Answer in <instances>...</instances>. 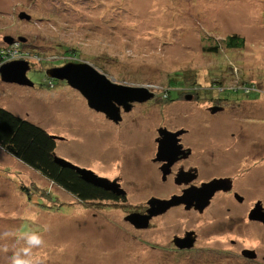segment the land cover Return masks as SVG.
<instances>
[{
	"label": "rangeland",
	"instance_id": "374dc122",
	"mask_svg": "<svg viewBox=\"0 0 264 264\" xmlns=\"http://www.w3.org/2000/svg\"><path fill=\"white\" fill-rule=\"evenodd\" d=\"M93 1L0 0V45L5 36H12L13 44L22 52L34 50L39 57L48 60L39 63L36 58L27 59L34 65L27 71V77L34 83L32 87L7 83L0 75V107L57 136L54 151L57 157L111 180L120 177L126 199L108 208L98 204L83 206L60 186L0 148V264H7L10 256L17 252L28 256L22 249L26 251L29 247L26 242L29 233L40 235L43 241L30 249L38 255L34 260H53L55 251H72L70 260H75V264H92L94 260V264H98L112 258L114 252L110 255L109 250L115 248V252L122 251V258L115 259L116 264H129L127 251L132 244L139 247L149 238L163 248L172 234L181 229L174 230L171 225L156 220L148 232L135 233L122 221L126 211L143 202L151 192L147 174L142 169L140 175L135 160L136 155L145 153L147 144L144 140L146 146L135 145L134 140L144 136L152 138L153 128L161 121L199 118L202 122H214L215 128L210 130L217 133L212 134L214 138L205 139L202 149L210 146L218 157L226 156L223 151L233 139L230 133L243 125L249 137L244 140L245 146L237 145L245 148V152L238 153L235 160L246 164L249 171L257 166L264 173V0ZM21 11L30 14L31 19H19ZM230 33L244 37V47L233 49L228 57L225 53V58L213 59L204 46ZM20 37L24 40L17 39ZM73 46L80 52L78 58L95 68H98L97 56L108 57L99 63L104 65L105 71L99 69L114 81L133 86L149 83L159 87L154 86L157 92L164 89L165 76L174 70L195 71L196 79L207 84L209 68L224 65L213 70L227 72L228 63L231 72L236 74L233 77H241L239 74L243 72L248 82L257 80L258 84L254 83L252 91H236L237 80L216 86L218 92L237 101L222 115L210 116L199 111L204 106L198 110L195 103L180 99L160 111L157 106L152 114L155 126H147V114L131 121L133 111L122 123L112 126L103 115L87 106L78 91L65 81L45 74L47 68L68 62L70 50L66 48ZM220 51L227 50L221 48ZM48 80L53 87H48ZM136 110L141 111L142 107ZM230 111L236 114L231 115ZM250 120H254L258 128L248 123ZM259 150L261 156L256 155ZM31 185L50 191L51 199L41 197L40 189H30L32 192L22 189ZM153 185L159 189L156 181ZM135 234L136 242H131ZM108 238L113 243L109 249L104 245ZM227 238L238 239L239 243L243 239L239 234ZM260 238H264V234L250 235L249 246L264 250ZM218 239V248H229L225 238ZM173 256L161 253L154 261L174 260ZM177 259L194 264L189 258ZM221 260L227 261L226 258ZM231 260L236 264L235 259ZM137 261L135 259L134 263Z\"/></svg>",
	"mask_w": 264,
	"mask_h": 264
},
{
	"label": "flooded vegetation",
	"instance_id": "af4514ba",
	"mask_svg": "<svg viewBox=\"0 0 264 264\" xmlns=\"http://www.w3.org/2000/svg\"><path fill=\"white\" fill-rule=\"evenodd\" d=\"M203 86L211 88L209 85ZM151 92L154 94L152 99L145 102H133L128 111L124 110L123 105L118 106L121 115V120L118 123L109 120L103 112L98 113L103 115L112 126L122 123L132 111L134 114L131 121L147 114L149 120L147 126H155V117L152 114L156 112L157 106V110L160 111L164 106H168L176 100L187 99L195 103L198 110L204 106V109L201 108L202 111H199L210 116H214L215 114L222 115L227 109L231 110L230 107L237 103V101L233 102L227 95L220 97L212 94L209 97L208 95H204L206 93L196 88L189 91V87H185L184 90L179 91L180 94H183L181 96L177 94L178 97L175 96V100L174 97L163 100L164 96H161L160 92H157L156 89H151ZM137 107H142V110H136ZM229 113L231 115L236 114L233 111ZM206 121L202 122L199 118L161 121L153 128L152 138H147L146 136H144L145 138H135V145L143 143L146 146L147 144L144 150L145 153L139 155L141 158L136 155L135 160L140 175L142 169L147 174V179H149L151 186L148 188H150L151 192H149L148 197L143 202L137 204L135 208L126 211L125 216L132 212L145 214L150 206L148 201L151 198L170 199L172 196H181L189 190L199 191L200 188L207 187L205 185L215 179H222L224 182L220 189L215 190L211 194L206 206L201 207V205L199 207L197 205L200 203L197 201L201 200V197L197 200H191L189 207H186L185 203L170 206L166 211L152 216L146 228L135 227L126 221L124 216L122 221L129 228H132L135 233L148 232L156 220L163 221L166 225H171L174 230L181 229V231L172 234L168 243L163 248L155 245L149 238L142 241L139 247L136 244H132L127 251L130 253L129 264H185V261L177 259L180 256L189 258V261H193L194 264H228V262L233 264L231 259H235L236 264H264V250L259 248V246H256L257 248L249 246L250 235L260 236L264 234V223L254 218V216L264 213V173L263 171H259L257 166L255 169L249 171V167L246 164H241L235 160L238 153L244 154L245 152V148H239L237 145L245 146L244 140L249 135L243 125L234 132H231L233 142L231 141V144L227 145L226 150L223 151L226 156L218 157L217 153L211 149L212 147L208 146V148H205L206 150L202 149L205 139L211 138L217 133L210 130L215 128L214 122ZM252 121L254 120H250L248 123L255 125ZM203 124L205 126H202ZM206 127H208V130H205ZM256 127L258 128V126ZM259 129L262 130V128ZM160 142L168 146L169 149L158 156L157 149ZM252 146H254L253 143ZM139 150H142V148H139ZM135 152L137 153V151ZM259 152L261 150L256 152V155L261 156ZM260 159L262 158L259 157ZM256 163L259 164V162ZM96 174L110 179L108 176ZM112 180L117 181L120 187L123 188V181L120 177H114ZM154 181L157 182V185H160L159 189H155L153 185ZM99 189L109 194L111 198L89 199L86 201L87 203L93 202L98 205H105L108 208L111 205H119L126 199V195H115L111 191ZM118 208L119 206L116 207V209ZM175 221L177 223H174ZM233 234H239L243 238L242 241L239 243L238 239L227 238V236H233ZM136 237V234L133 235L131 242H136ZM218 237L225 238L226 242L229 243V248H218ZM109 240L110 238L107 239V244L104 242L105 246H109L106 247L107 249L113 247V243ZM258 240L260 244L264 243V238ZM189 243H192L190 248L186 247ZM113 252L112 258H107L108 260L99 262L98 264H116L117 261L115 259L122 258L120 257L122 251L119 249L115 252V248L114 251L109 250L110 255ZM159 252L174 255L175 259L154 261V258L161 254ZM71 253L72 251L65 253L55 251L53 260L48 261L34 260V257H38L35 251H30L28 256L25 254H20V256L27 260L29 264H75V260H70L71 257L73 258ZM13 256H10L7 264H11ZM165 258L167 257L165 256ZM222 258H226L227 261H222ZM135 259H138L136 263H134ZM95 262L94 260L92 264Z\"/></svg>",
	"mask_w": 264,
	"mask_h": 264
},
{
	"label": "trees",
	"instance_id": "16d2710c",
	"mask_svg": "<svg viewBox=\"0 0 264 264\" xmlns=\"http://www.w3.org/2000/svg\"><path fill=\"white\" fill-rule=\"evenodd\" d=\"M244 45H245L244 37L240 36L237 33H230L221 39L214 40L212 44H209L208 46H204V49L209 53V55L213 56V59L217 60V58L219 57L225 58V55H227V57L230 56L231 54L229 53L233 51V49H241L242 47H244ZM6 48L7 45L3 42V44L0 45V64L5 60L10 59L8 57V54L6 53ZM221 48H224L227 51L221 52L220 51ZM66 50H70L69 51L70 53H68L67 55L70 58L67 59L68 61L81 62V60L78 58L79 56H81L80 52L75 46H73L72 48H66ZM25 53H27L32 58H36L39 63L48 62V60L39 57L38 52L34 50H29L28 52ZM214 55L217 56L214 57ZM102 59H105V57L100 55V57L97 56L95 58V60H97L96 63L93 58L90 60H93V62L96 64V66L98 67L96 69L98 70L101 69L105 71L103 68L104 65H100L99 63L100 62L103 63V61H106L109 58L106 57L105 60ZM65 61H63L62 63H64ZM31 65L34 66L33 64ZM223 66L224 65L220 66L217 64L215 67L209 68L208 73H210L209 74L210 81H208L207 84H201L196 79L197 75H195V71L184 70V69L174 70L172 73L165 76V82H164L165 86L164 89L160 91V95L164 96L163 100L170 99L171 97H174L175 100L176 98L175 96H177V94L178 96H181L183 94V93L180 94L179 91L184 90L185 87L187 88L189 87V91L195 90L196 88L198 90H201V92L206 93L204 95H208L209 97H211L212 94L223 97L226 94L218 92L216 90V86L222 85L226 82L230 83V81H234V80H237L238 82L236 83L237 85H234V89H236V91H240L241 89H243L244 91L253 90L252 86L254 85V83L257 82V80L253 82L251 81L248 82V80L244 77L245 74L243 72H240L239 74L241 77H236V78L235 76L233 77V75L236 74L231 72L232 68L231 66H229V63L227 64L226 67L227 72L226 71L221 72L222 70L220 72L219 71L215 72L213 70L214 68H223ZM238 78H240L239 81ZM254 78L256 79L255 75ZM47 85L48 87L54 86L50 80L47 81ZM151 85L152 84L148 83L145 84L144 86H151ZM203 85H209L211 86V88L204 87ZM152 86L153 87L151 89H154V86L159 89V87L156 85H152ZM227 96H229L230 99L233 100V102L236 101L233 98H231L230 95ZM0 148L3 151L15 157L16 159H18L19 161H21L22 163H24L25 165H27L28 167H30L31 169L37 171L39 174H41L47 180L51 181L56 186H60L67 193L71 194L82 205L83 204L97 205L93 202L87 203L86 201L89 199L98 200V199L111 198V196L106 192L84 182L74 169L68 167H62L54 161V157H55L54 151L56 148V140L54 137H52L40 126L32 123L27 119L21 118L13 114L9 110L3 109L1 107H0ZM22 189H24L25 191H29L30 189L34 191L40 188L36 185H31L29 188L23 186ZM31 190L30 192H32ZM40 195L41 197H45L49 199H51L52 197L51 192L45 189H43L40 192ZM56 201L57 199L55 200V202Z\"/></svg>",
	"mask_w": 264,
	"mask_h": 264
},
{
	"label": "water",
	"instance_id": "95a60500",
	"mask_svg": "<svg viewBox=\"0 0 264 264\" xmlns=\"http://www.w3.org/2000/svg\"><path fill=\"white\" fill-rule=\"evenodd\" d=\"M18 18L30 20L31 16L25 11H21L18 14ZM17 39L20 41L24 40L23 37ZM3 40L8 45L14 43V38L12 36H5ZM30 66V61L26 59H15L4 62L0 65L1 79L7 83L32 87L34 83L27 77V71L30 69ZM45 74L51 79L65 81L69 87L80 93L86 100V104L89 108L97 112H103L105 116L114 123H118L121 120L118 106L123 105L124 110L128 111L133 102H145L152 99L154 96L150 86H133L117 83L105 73H102L91 64L83 61H68L63 65L47 68ZM52 137L56 138L57 136ZM168 149V146L160 142L157 155H162L167 152ZM54 161L62 167L74 169L84 182L94 187L111 191L115 195H126V191L120 187V184L115 180L98 176L92 170L75 166L56 155ZM223 182L224 180L222 179H215L211 183L206 184L205 186L207 187L200 188L199 191L189 190L181 196H172L170 199L151 198L148 201L150 206L145 214L132 212L126 215L124 219L137 228H146L152 216L166 211L170 206L185 203L186 207H189L191 205V200H197L201 197V200L197 201L201 204L198 203L197 205L199 207L201 205V207H204L208 204L211 194L215 190L220 189ZM254 218L264 223V213L254 216ZM191 246L192 243L186 245L188 248Z\"/></svg>",
	"mask_w": 264,
	"mask_h": 264
},
{
	"label": "clouds",
	"instance_id": "9594fccd",
	"mask_svg": "<svg viewBox=\"0 0 264 264\" xmlns=\"http://www.w3.org/2000/svg\"><path fill=\"white\" fill-rule=\"evenodd\" d=\"M26 242H27L29 247H27L26 251H25V248L22 249V251L24 253H29L31 247L39 246V245H41L43 243L42 238L40 237V235H38L36 233L26 234ZM11 264H29V262L27 260L21 258L20 253L17 252V254L12 257Z\"/></svg>",
	"mask_w": 264,
	"mask_h": 264
},
{
	"label": "built area",
	"instance_id": "2783aa9c",
	"mask_svg": "<svg viewBox=\"0 0 264 264\" xmlns=\"http://www.w3.org/2000/svg\"><path fill=\"white\" fill-rule=\"evenodd\" d=\"M6 53L8 54V57L10 59H7V60L3 61L2 63L7 62V61H12L15 59H26L27 60L30 57L27 53L22 52L20 49H18L14 44L7 46ZM150 87L152 88V86H150Z\"/></svg>",
	"mask_w": 264,
	"mask_h": 264
}]
</instances>
